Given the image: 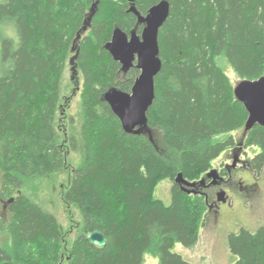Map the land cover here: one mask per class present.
I'll list each match as a JSON object with an SVG mask.
<instances>
[{"label":"trees","instance_id":"16d2710c","mask_svg":"<svg viewBox=\"0 0 264 264\" xmlns=\"http://www.w3.org/2000/svg\"><path fill=\"white\" fill-rule=\"evenodd\" d=\"M97 1L0 0V264H145L147 254L159 264H191L174 247L198 244L208 204L185 193L177 176L199 182L240 131L245 148L259 149L249 169L264 171V128L244 135L248 112L219 63L225 59L239 81L264 77V0H168L150 133L142 135L125 133L104 100L114 87L130 93L140 71L124 73L105 45L115 28L141 34L131 7L147 16L164 0H99L83 32ZM76 55L78 119L63 94ZM71 152L80 156L74 168ZM67 171L61 197L82 217L70 229L73 241L53 214L20 193L28 181ZM163 181L172 185L170 205L155 196ZM95 231L106 246L88 240ZM228 245L233 264H264V226L241 228Z\"/></svg>","mask_w":264,"mask_h":264},{"label":"rangeland","instance_id":"374dc122","mask_svg":"<svg viewBox=\"0 0 264 264\" xmlns=\"http://www.w3.org/2000/svg\"><path fill=\"white\" fill-rule=\"evenodd\" d=\"M68 63L64 75L63 94L65 97H69V115L76 117L80 113V93L83 79L81 74L77 73L76 80L78 83L72 81V66L70 61ZM219 63L234 85L240 82L225 59L220 58ZM75 88L77 91L73 93ZM76 118L78 119V117ZM234 136L236 140H241L243 131L234 133ZM224 138L226 137H220V139ZM247 151L251 158L259 152V149L251 148ZM226 153L228 150L213 162V167L217 168L223 161L227 160ZM68 160L73 168L80 164V156L76 152H71ZM69 174L70 172L67 171L55 173L45 178H36L26 182L20 188V193L53 214L66 231L72 229L74 225L76 226V222H80L82 219L76 210H73L72 213L68 211L61 197L62 189L69 182ZM243 177L244 181L241 186L237 180L227 188L229 203L223 204L220 215L208 210L206 225L200 231L198 244L194 248H186L177 243L174 247L175 253L180 254L191 264H233L235 258L229 251V236L232 233H237L241 228L255 232L264 226V171L260 176H256L250 169H245ZM1 184L0 174V189ZM171 186L169 181H163L155 191V196L166 205L171 203ZM217 191L213 189V192L210 191L209 193L212 195ZM4 205L0 200V215L6 218ZM224 211L228 212L224 214ZM74 234L75 231H71L69 235V239L72 241L75 238ZM145 264H159V260L147 254L145 255Z\"/></svg>","mask_w":264,"mask_h":264},{"label":"water","instance_id":"95a60500","mask_svg":"<svg viewBox=\"0 0 264 264\" xmlns=\"http://www.w3.org/2000/svg\"><path fill=\"white\" fill-rule=\"evenodd\" d=\"M98 4L99 0L93 5L91 15L83 27V32L87 31ZM129 11L137 17L138 25H144L141 34L134 30L128 35L120 28H115L111 40L105 45V49L112 59L121 65L124 73L136 67L140 71V75L130 93L122 92L114 87L105 93L104 100L120 120L125 133L142 135L150 133L147 113L155 99V78L162 69V61L159 57V33L169 18L170 2L164 0L155 5L150 9L147 16L140 15L134 6ZM80 39L81 35L78 34L77 40ZM75 46L73 51H75ZM76 58L77 55L70 60L73 73L72 80H76L78 73L75 66ZM234 94L248 112L244 135L257 125L264 128V77L255 81L242 80L238 82L234 87ZM236 164L237 160L235 159L234 165ZM209 179L212 180L211 185L213 186L224 181L219 176L218 171L213 169L199 182H189L184 179L182 174H179L175 183L180 185L185 193L197 195V188L205 186ZM226 199V192L220 191L217 201L225 203ZM87 238L91 244L99 248L107 244L105 235L99 231L90 233Z\"/></svg>","mask_w":264,"mask_h":264},{"label":"flooded vegetation","instance_id":"af4514ba","mask_svg":"<svg viewBox=\"0 0 264 264\" xmlns=\"http://www.w3.org/2000/svg\"><path fill=\"white\" fill-rule=\"evenodd\" d=\"M141 26L144 29V25H141ZM247 150L248 149L245 148V142L242 140H239L237 144H235V146L228 149V153H226L227 160L223 161L217 168L213 167L211 169V170L213 169L217 170L219 176L222 179H224V181L217 186H213L211 185L212 180L209 179L207 180L205 186H201L197 188V189H201L200 191H198V194L204 195L206 197L207 204H208V210L214 211L216 215H220L223 204L227 205L229 203L228 199L225 203L218 202L217 201L218 193L223 190L226 192V198H228L227 188L232 186V183L234 181L238 180L240 186L242 185L244 181L243 171L245 169H249L248 160L250 157L248 156ZM235 159L237 160L236 165H234ZM213 189L214 190L216 189V191L217 190L218 191L215 192V194H212V197H211L212 199L210 200L208 194H206L205 191L213 192ZM4 210H6V206H4ZM227 212L228 211H224L223 213L226 214Z\"/></svg>","mask_w":264,"mask_h":264},{"label":"bare ground","instance_id":"6f19581e","mask_svg":"<svg viewBox=\"0 0 264 264\" xmlns=\"http://www.w3.org/2000/svg\"><path fill=\"white\" fill-rule=\"evenodd\" d=\"M206 175V174H205ZM207 219V218H206ZM206 221V220H205Z\"/></svg>","mask_w":264,"mask_h":264}]
</instances>
